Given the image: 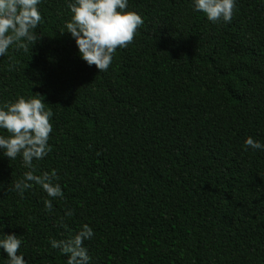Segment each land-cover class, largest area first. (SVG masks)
<instances>
[{"label": "trees", "instance_id": "16d2710c", "mask_svg": "<svg viewBox=\"0 0 264 264\" xmlns=\"http://www.w3.org/2000/svg\"><path fill=\"white\" fill-rule=\"evenodd\" d=\"M38 7L40 38L0 56V103L38 93L53 112L33 163L63 198L17 195L27 169L0 156V231L28 264H67L50 239L83 223L90 264H264V150L244 144L264 142V2L213 23L192 0H129L143 24L104 71L79 56L67 0Z\"/></svg>", "mask_w": 264, "mask_h": 264}, {"label": "clouds", "instance_id": "9594fccd", "mask_svg": "<svg viewBox=\"0 0 264 264\" xmlns=\"http://www.w3.org/2000/svg\"><path fill=\"white\" fill-rule=\"evenodd\" d=\"M41 0H0V56L16 45L28 50L37 41L36 29L42 20L38 5ZM264 2V0H262ZM195 10L203 12L213 23L231 22L237 0H192ZM71 16L64 23L66 31L74 38L79 56L99 71L108 69L117 48L132 42L143 17L129 9V0H67ZM53 112L46 107L43 96L18 95L13 100L0 103V156L15 160L21 158L27 169L22 177L13 181L12 191L23 197L25 190L34 185L47 197L63 198L61 185L57 182V170L39 171L34 161H40L51 150L49 135L52 132ZM245 146L264 150V142L247 136ZM48 211L53 208L52 199L45 198ZM72 209H66L64 217H71ZM64 217H61V222ZM0 228L3 225L0 224ZM94 236L88 223L80 225L74 234L64 239H50V246L59 249L67 257V264H90L85 241ZM22 236L0 231V250L7 256V264H28L18 250Z\"/></svg>", "mask_w": 264, "mask_h": 264}]
</instances>
